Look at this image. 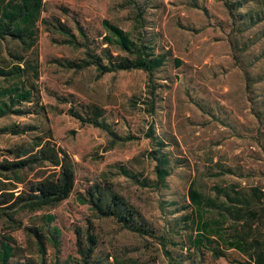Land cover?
I'll return each instance as SVG.
<instances>
[{"label":"rangeland","instance_id":"374dc122","mask_svg":"<svg viewBox=\"0 0 264 264\" xmlns=\"http://www.w3.org/2000/svg\"><path fill=\"white\" fill-rule=\"evenodd\" d=\"M101 18L140 38L153 54H165L162 64L150 72L64 65L84 57L85 48L132 57L103 42ZM57 22L73 33L77 44L63 41L66 36L54 28ZM34 34L37 77L31 67L22 77L26 85L34 83L43 109L36 113V105L22 101L32 111L0 115V127L48 125L54 141L75 160V181L66 198L17 214L24 224L58 227L57 246L52 240L45 243L44 264H85L76 233L84 231L87 220L96 235L90 264L130 259L173 264L164 248L181 264H259L258 253L264 263V0H42ZM16 53L33 62V47L24 48L8 36L0 39V65L7 66ZM9 81L0 76V85ZM69 108L83 114L95 109L117 135L133 136L122 139L80 123ZM150 123L164 141L170 168L166 184L158 187L141 182L155 178L154 144L145 136ZM27 134L0 129V148ZM118 165L134 176L116 172ZM103 176L140 213L153 236L129 230L110 216L96 217L78 199L91 181ZM189 188L200 192V204L189 198ZM237 194L247 196L248 207L236 209L238 204L228 197ZM46 212L54 215L48 225L42 216ZM9 232L15 250L7 264H41L32 237L21 227ZM196 232L210 243L196 245ZM207 245L223 254L215 255Z\"/></svg>","mask_w":264,"mask_h":264},{"label":"trees","instance_id":"16d2710c","mask_svg":"<svg viewBox=\"0 0 264 264\" xmlns=\"http://www.w3.org/2000/svg\"><path fill=\"white\" fill-rule=\"evenodd\" d=\"M41 6L42 0H0V39L5 36L14 38L24 48L33 47L35 54L32 63L26 61L24 55L16 53L15 60L11 59L7 66L0 65V76L10 79L8 83L0 85V115L23 114L32 111L30 108L22 107L20 105L22 101L36 105V113H40L43 109L42 103H39L34 83L29 81L26 85L25 79L22 77L28 67H31L34 77H37V59L35 57L37 49L34 32ZM100 23L104 29L101 35L103 42L113 44L132 57L126 55L116 58L106 48L103 54H96L85 48L84 57L78 61L66 60L64 65L79 68L93 64L99 72L130 68H140L150 72L162 64L165 54H153L149 45L143 43L140 38H132L127 30L107 18H101ZM54 28L66 36V39H63L64 42L77 44L73 33L66 26L57 22ZM76 28L81 38H84L81 25L77 21ZM147 108L150 112L153 110L152 100L147 104ZM68 112L80 123L88 122L98 126L114 137L128 139L133 136L130 134L117 135L110 129L108 123L97 117L98 111L95 109L93 114H83L71 108ZM0 129L9 134L28 133L27 137L0 148V264H7L14 253V239L9 230L18 227H21L25 233L32 237L40 262L44 264L45 243L52 240L55 247L57 246L58 227L51 225L49 228L41 229L32 224H24L17 214L49 208L66 198L72 191L75 181V160L63 146L54 141L51 128L48 125L45 128L37 129V125L29 122L9 123L2 125ZM145 136L149 137L154 144L152 151L156 158L155 178L152 181L148 177H143L141 182L156 187L165 185V177L169 174L170 168L168 167L167 152L162 149L164 141L154 135L152 123L145 129ZM115 170L128 177L134 176L131 171L120 165ZM101 174H104V171H101ZM188 194L193 203L200 204L202 202L203 197L198 190L189 188ZM228 198L238 204L237 210L248 207L250 203L244 194ZM78 199L87 203L92 214L96 217L110 216L129 230L139 234L154 235L152 228L141 223L143 218L140 213L122 195L112 189L104 176L101 180L91 181L83 189V193L78 195ZM42 216L46 225L54 218L53 213L50 212H46ZM92 228V222L87 220L84 231L76 233L77 250L85 264H90L88 258L96 243V235L92 232ZM196 233L194 238L196 245L210 243L205 234ZM82 241L85 242V245ZM165 241L163 235L159 236L161 244L164 245ZM227 244L232 246L231 242ZM207 246L215 255L223 254L221 249ZM163 250L173 264H181L171 255L170 250L166 248ZM258 258L255 259L259 264H264ZM117 262L119 264H138L134 259ZM12 264L26 263L14 260Z\"/></svg>","mask_w":264,"mask_h":264}]
</instances>
